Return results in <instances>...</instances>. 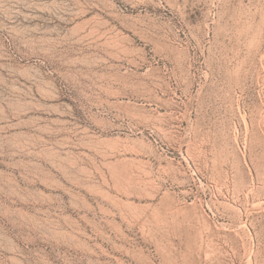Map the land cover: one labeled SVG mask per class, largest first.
I'll return each instance as SVG.
<instances>
[{"label":"rangeland","instance_id":"obj_1","mask_svg":"<svg viewBox=\"0 0 264 264\" xmlns=\"http://www.w3.org/2000/svg\"><path fill=\"white\" fill-rule=\"evenodd\" d=\"M0 29V264H264V0H0Z\"/></svg>","mask_w":264,"mask_h":264},{"label":"bare ground","instance_id":"obj_2","mask_svg":"<svg viewBox=\"0 0 264 264\" xmlns=\"http://www.w3.org/2000/svg\"><path fill=\"white\" fill-rule=\"evenodd\" d=\"M127 16L129 20L131 21L130 25L134 31H137V30L145 31V30L158 29L156 23L152 21L151 19H149L147 15L145 14H142V13H137L136 15L127 14ZM2 33L3 31L0 29V66H10L9 68L16 69L15 67H18V65L14 64L13 63L14 61H11V59L5 58L7 56V53H6L7 45L2 39ZM4 60H7L9 63L8 64L4 63ZM19 70L23 71L25 75H29L27 79L30 80L32 78H35V74L31 73L29 69L22 68ZM115 78H116L115 82H118V84L122 85L123 90L118 93H114L112 97L113 99H115V102L107 103L105 105L106 108H103V110L115 119L129 120L135 125L134 129L138 131L140 129L139 126H141L139 125V122L136 121L138 119V114L148 112L146 108L149 106V104H151V101L143 97L138 92L134 91L132 87L130 89L128 87V85L130 84L127 80L121 77L120 78L115 77ZM138 103H143V104L141 105ZM112 111H115V113H113ZM109 127L112 129H115V127L112 125H110Z\"/></svg>","mask_w":264,"mask_h":264}]
</instances>
